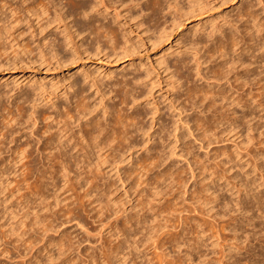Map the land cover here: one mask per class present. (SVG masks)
Returning <instances> with one entry per match:
<instances>
[{"label": "rangeland", "instance_id": "rangeland-1", "mask_svg": "<svg viewBox=\"0 0 264 264\" xmlns=\"http://www.w3.org/2000/svg\"><path fill=\"white\" fill-rule=\"evenodd\" d=\"M19 1L0 0V6L7 3V7L8 5L15 7ZM146 1L141 2L143 9L150 5V2L146 5ZM170 1L169 6L163 5V10L154 22L150 20L152 19L149 17L150 11H143L147 14L143 17L140 6H134V1L98 0L99 12L106 15L108 20L114 21L112 24L118 29L122 43H126L122 45L123 53L119 58L107 57L102 53L94 57L80 54L67 66L49 62H44L42 65L28 61L22 63L25 56L21 52L20 57L18 46L22 40L30 39L26 27L29 28L30 24L36 25L37 21L30 18L28 22L29 16L23 11L20 12L21 14L17 12L16 15L7 10V7L0 11V19L2 16L3 19L5 16L8 20L11 18L12 22H8L12 26L19 18L21 21L16 23L19 27L14 25L17 32L9 38V41L14 39L13 37L16 39V42L11 44L14 49L8 45L13 49L12 51H18L17 58L13 60L15 54L9 52L8 48L10 58L8 55L0 57V65L5 62L4 66H0V114L4 115L6 110H13V107L14 110L16 109V102L19 101L15 98H19L22 93L18 96L19 90L24 94L32 92L31 95L36 96H30L34 99L37 97L39 103L35 100L40 106L38 110L41 111H39L41 115L38 119V129H34L38 134L42 133L48 122H51V119L44 120L49 115L48 112L46 115V109L49 112L51 110L48 109L49 100L52 99L53 102L54 96H58L59 100L54 99V102L61 106L62 94L67 91L71 80L76 77L79 81L83 77L92 85L90 89L86 86L83 94L86 95V99H83L85 102L82 101L83 105L86 110L92 111L83 120L84 122L97 121L95 119L102 118L104 114L109 121L107 115L109 108L113 107L117 110V106L118 113H131L132 110L128 111L126 108L129 107H125V103L120 104V98L115 99L109 91L114 90L113 87L121 88L125 82L123 78L129 81L128 78L133 75H138L140 80L143 76V80L146 79L138 84L143 98L140 99L141 106L139 105L136 110L141 109V112L150 108L156 109L155 117L161 118L162 122L164 120V125L171 122L170 115H175L181 105L184 104L186 107L189 104L187 101L190 102L193 96L191 91L200 92L199 95L194 93L196 97L199 96L192 98L195 102L202 97L204 90L210 91L205 86V77L211 78L215 74L227 73L231 75L229 78L232 85L234 87L236 85L234 94L227 85H223L212 91L213 93L215 91L217 98L214 94L207 95L210 99L204 100L201 106L204 110L202 112H206L204 113L206 117L203 118L202 114L198 116L197 109L193 111L195 112L193 119L203 118L199 121L201 125L204 124L202 129L207 131L203 140L196 136V132H194L195 136H189L184 129H181L180 141L177 144L165 139L164 135L158 143L155 135V141L152 137L148 145L146 144V146L150 145L148 148H153V151L151 148L152 152L148 153L149 156L138 150L144 139L138 136L134 138L137 139V142L134 140L138 145L137 153L130 160L129 154L126 153L123 161L113 168L108 164L109 159H107L105 165L101 164L103 167L100 166V171H97L99 169L94 171L92 163L95 159H92L91 163L87 161V164H91L88 167L84 158L83 165L86 164L87 169H91L87 171L84 166L85 169L82 168L83 170L78 172L79 174L83 172V175H80L82 178L77 177V181L73 178L70 180L72 182L65 184V188L63 182L57 179V187L48 186L46 190L41 189L42 186H38L39 182L44 181L46 176L49 180V174L42 180V178L38 179L33 171L24 169L27 177L22 176L24 172L22 167V171L20 170V163H25L26 159L22 161L19 157L17 161H21L16 162L17 164L13 163L16 156L11 153L15 143H10L9 137L16 138L18 135L16 130L19 131L23 127L26 129L28 121L25 122L27 119L23 121V118H19L22 120H18L19 124L10 121V125L17 129L13 130V127L11 129L10 125H8L10 128H7L17 135L11 132L10 135H6L7 125L3 127L6 121L2 122L3 116L0 115V264H264V0H190L192 6L188 0H177L176 4ZM193 3L196 4L195 7ZM1 12H4L2 16ZM10 13L13 17H10ZM229 31L231 33L237 31L236 35L241 37L244 48L251 47L250 50L245 49L240 52L241 54L228 52L226 56L217 53L219 49L216 41L222 37L220 32L227 34ZM23 32H26L27 36H22ZM17 33L21 35L18 38ZM47 33L52 34L53 29H47ZM208 34L215 37H213L214 46L211 41L205 42L207 44L203 46ZM26 41L22 44L26 45ZM196 41L200 42V46L194 48L193 44L195 45ZM17 42L19 45L15 46ZM209 47L213 51L208 50ZM199 55L202 57L201 60L198 59ZM7 57L15 61V64H10L11 60H8L10 61L8 65ZM177 60L179 62L184 60L186 64L187 68H183L182 72L193 71L195 60L200 61L201 76L205 74L203 78L197 76L195 70L192 74L196 76L188 72L183 73L189 80L186 82L185 78L184 83L191 86L190 91L188 86L183 87L185 88H182L183 90L179 89V85L170 78V74L165 69L166 64L171 66ZM117 80H121L123 84ZM115 84L117 86H114ZM29 87L32 91L28 90ZM32 88L36 89L34 94L35 89ZM186 90H188L187 95ZM11 94L14 95L13 98L7 101L6 98L11 97ZM220 95H223V99H219ZM11 100L15 106H12ZM3 105L8 107L2 109ZM206 105L208 107L204 108ZM14 110L13 113L16 111ZM205 119L207 123L202 122V120L206 121ZM140 120L142 126L147 128L150 122L146 121L149 120L148 117L141 116ZM21 122L25 123L24 126ZM1 125L5 137L1 136ZM156 126L150 134L157 130L158 126ZM26 130L25 132H29L28 129ZM28 135L21 137L18 135L17 145L27 142L25 138ZM131 135L134 137L133 133ZM172 144L175 149L171 153ZM151 153L156 155L151 156ZM141 165L144 169H141ZM189 167L194 171L195 178L192 177ZM110 169L112 171L109 173ZM89 171L91 173H88ZM29 172H32L33 177L29 176ZM211 172L213 176L210 177ZM17 173H21L20 177L26 178V184L25 181L23 182L25 179H20L19 174L17 177ZM214 174L217 177H214ZM72 176L73 174L70 175ZM86 178L92 179L89 184ZM27 179L29 183L32 182L31 186ZM94 179L96 181H93ZM78 180L79 182L84 180L83 184ZM85 181L88 185L84 183ZM99 182L103 186L108 184L110 189L106 186L102 187ZM90 183L93 187L101 186L102 190L91 187ZM60 185L64 189L58 188ZM35 186L39 189L32 188ZM48 188H51L50 192ZM40 189L43 191L42 195L37 192L38 190L40 192ZM52 189L55 190L52 192ZM86 192L90 193L87 195ZM213 195H216L217 199L212 200ZM45 196H48L46 203ZM26 197L30 198L31 203L26 201L29 200ZM40 199L44 200L41 202L44 204L42 206ZM22 201L25 205L21 203ZM110 208L121 212L117 211L118 215H112L111 211L114 209L109 211ZM121 209L125 211L122 212ZM119 212L124 213L125 216L120 215ZM101 215L105 217H99ZM107 215L116 217L110 221H113L112 227H107L106 224L104 226L101 222L109 217ZM34 218L37 222L41 221L38 222L40 225L34 221L32 223ZM126 219H129L128 224Z\"/></svg>", "mask_w": 264, "mask_h": 264}, {"label": "bare ground", "instance_id": "bare-ground-1", "mask_svg": "<svg viewBox=\"0 0 264 264\" xmlns=\"http://www.w3.org/2000/svg\"><path fill=\"white\" fill-rule=\"evenodd\" d=\"M131 1L135 2L134 6H137V7L140 6V12L141 13H143V11H150L149 17L152 18L150 20H153L154 22L157 21V17L159 15V13L163 10V5H166V4L168 6L170 5L169 0H147L145 2L146 5H148L149 2H150V5H148L147 8L143 9L142 4H141V2L143 0H131ZM188 1H189L188 3L190 4V0H188ZM2 2H3V0H2ZM63 2H64V5H62ZM171 2L176 4L177 0H171L170 3ZM8 3H10V1H8ZM99 3L100 2H98V0H20L18 4H15L16 5L15 7L12 5H8V7H7L6 6L7 3L2 4L0 6V11H3V9L5 7H7V10L9 9L10 12L12 14H15V15L17 14V12L20 13L23 11L25 14H27L29 16V18L27 17L28 22L32 18H33V21L34 20L37 21L36 25L30 24L29 28L26 27L27 28L26 32L29 33V38H30L27 41L25 40L26 45L22 44L23 42H25L24 40H22L21 44H20L23 46H20L18 44V42H17V45H15V46L19 45L18 46L19 49H17V50L20 51V54H19L20 57H21V52H23V54L25 56V60L23 58H21V59H23L21 61L22 63L25 61L26 62L28 61L29 63H37L39 65H42V64H44V62L45 63L49 62V63H53V64H58L61 66H67L68 64L73 63L76 60V57L80 54H87L89 56L94 57V56L102 53L103 55H106L107 57H116V58H119L122 55V53H123L122 52V45H126V43L125 42L122 43L121 38H120V33H118L119 32L118 29H116V27L112 24L114 21L112 22V20H108L106 15L101 14L99 12V10L97 8ZM194 3H196V2H194ZM194 3H193V7H195L194 5H196ZM190 6H192V4H190ZM190 6H189V8H191ZM66 7H68L69 9L65 10ZM3 14H4V12H1V16ZM12 14L10 15V17L12 16ZM145 14H146V12H145ZM145 14L143 13L141 15L143 17H145L147 15V14L146 15ZM22 16H20V17H22ZM4 18L5 19H3V16H2V18L0 19V57L4 56V55H8L7 51L9 50V52H11L14 49V47H12L11 44H13L16 39H15V37H13L14 39H11V41H9V38H11L13 36V34L15 32H17V29L14 27V25H16V23L21 22L19 20L20 19L19 18L16 21V23H14L12 26L11 23H9V22H12V21H10L11 18L7 17L10 20L6 19V16ZM22 19L25 21L24 16ZM104 21H107V22H104ZM18 25L19 24H17L16 27ZM49 28L53 29V33L52 34L47 33L48 34L47 35L46 31ZM236 32L231 33L229 31V33H227V34H226V32H225V34H224V32L223 33L220 32L222 37L220 36V34H219V36L221 37V39L219 41L215 40L216 42H218V43H216V46L218 44V49H219V50H217V53L219 52L221 54V56H226L228 54V52H232L233 54L237 52V54L238 53L241 54L240 52L245 51V49H247L248 51L250 50L251 47L250 48L249 47L244 48V46H243L244 44H242L243 42L241 43L242 39H241V37H239V35H236ZM19 33H20V30H19ZM25 33L22 34V36L26 35ZM212 34H208V36H206L207 38L205 37V39H207V40L204 41L203 46H205L207 44V43L205 44V42H208V41H211L213 46L215 45V43L213 41L214 36ZM20 36L17 33V38ZM194 43L196 45L195 46L193 44L194 48L200 46V42L196 41ZM202 44H203V42H202ZM8 45H9V47H11L13 49L9 48ZM26 47L29 49L27 50ZM7 48H8V50H7ZM20 49H22V50H20ZM196 49H199V48H196ZM201 49H202V46H201ZM210 49L211 48L209 47L208 50H210ZM213 49H215V47ZM15 50H16V48H15ZM198 51H196V52H198ZM215 51H216V49H215ZM12 52H14V54H15V55H13V57L15 56L13 58V60H15V58H17L18 51H12ZM30 55L32 57H30ZM8 57H9V55H8ZM8 57H7V61L4 59L6 62H8V65H10L11 63L15 64V61L8 59ZM200 57L201 56L199 55L198 56L199 60L202 59V57L201 58ZM8 60H11V62ZM18 60H17V62H18ZM183 61L184 60L179 62V60H177L176 62L172 63L171 66H167V64H166L165 69L170 74V78L171 79L173 78L174 82L179 85V89H182L183 87L188 86L189 91H190V89H192V88H190L191 86L189 87V85L186 84L188 79L186 77H184V75L187 74L188 71L182 72L183 68L184 69L187 68L186 64ZM195 61H196L195 62L196 65H195L194 70L196 73L195 72L194 73L197 76L202 77L201 76L202 69H200V66H199L200 61H198V60H195ZM9 62H10V64H9ZM21 62L19 61V63H21ZM4 64H5V62H4ZM4 64H1L0 66L2 67V65L4 66ZM193 67L192 68L189 67V68L192 70ZM193 71H189L188 73L192 74ZM183 73H185V74L183 75ZM192 75H194V74H192ZM196 75H194V76H196ZM137 76L133 75L131 78H128L129 81L125 80L126 78H123V80L125 81L124 84L121 82V80H117L123 84L122 87L119 88L120 87L119 86L118 87L119 89H116V87H113V88H115L114 90L110 89L111 91H109V93L112 94L115 99H116V97H119L121 100L120 104L125 103L124 104V105H126L125 107H127V106L129 107L126 109L128 111L132 110V112L131 113L127 112L128 114H122V112L118 113V111H117L119 108L118 106H117L118 108L115 106L117 110H115V108H113V107L109 108V112L107 114L109 116V118H108L109 121H107V119L105 118V114L103 116H101L102 118H98L99 120L101 119L100 121L98 119H95L97 121H93V120H87L85 122L83 121L87 117V115L91 114V112H92V111L90 112V111L86 110L85 106L82 103L83 99L84 98L86 99V95L85 96L83 95L86 91L85 87L89 86L88 88L90 89L92 87V85H90L87 82V80L83 77H82V79L80 78L81 79L80 81H79L78 77H76V79H72L70 84L68 85L67 91L64 94H62V96H63V98L61 97L62 101L60 99V101L62 102L61 106H58L57 102H54V99L59 100L58 96H54L55 98L53 99V102H52V99L49 100V102H48L49 108L48 109H51V110L49 112L46 109V115H48L47 112L49 113V115L44 120L48 121V119H51V122H48L47 124L45 123L46 125L44 124L45 128L43 127L44 130L42 131L41 134H38V132H36L34 130L35 128L38 129L37 128L38 123H39L38 119L40 118L39 116L41 115V114L39 115L40 110H38V107H40V106H39V104L36 103V100H38V99H36L37 97L35 98L36 100L34 98H32V97H35L36 95L32 96L31 95L32 92H31V94H28V93L24 94L23 91L19 90L17 95L19 96L21 92L23 94L21 93V96H19V98L18 97L15 98L16 100L18 99V101H19V102H16V109H15L16 111L14 110L15 107H13V110L15 111L14 113H13L12 109L6 110L7 111L6 113H5V111L2 110L5 114L2 115L3 114L2 113L0 115L3 116V118H1V119H3L2 122L6 121V122H4L6 124L3 126L5 128V126L7 125L5 128L6 129L5 130L6 135L7 134L10 135L9 132H11V134H13L12 133L13 130L17 129V128L14 129L15 126L13 127L12 125H10L12 122L18 123L21 120V119L19 120V118H23V121H24V119H27L25 122L28 121L27 122L28 127L26 126V129H28L29 132H25L27 130L23 127L25 124L23 122H21V124L23 123V126H22L23 129L18 128L19 131L16 130V133L19 135V137H21L23 135L27 136L29 134L28 137L25 138V139H27V142H25V143L22 142L23 144L20 143L21 145H17L18 143H16V142L18 141V138H17L18 135L16 134L17 135L16 136L15 133L13 135H15L16 138H12L13 136L12 137L11 136L6 137L7 139H8V137L11 138L10 143H12V142L15 143V145H14L15 147H13L14 150L11 153L12 155L14 153V155L16 156V158H14L15 156L14 157L11 156L12 158H14L13 163L15 164L16 162H18L17 159L19 157H20L19 159H22V161H24L26 159L25 163L24 162L20 163L21 164L20 170L23 168V172H24V174L22 176L25 175L26 171L31 170L34 173H36V175L39 177L38 179L42 178V180H43V179H45L44 178L45 175L49 174L50 175L49 180H48V176H46L47 178L44 181L37 180V182L40 181L39 182L40 184H38L37 182H35V183H37L38 186L41 185L42 186V187H40L41 189L45 188V190H46L48 186L57 187V184H58L57 179H58L59 182L60 181L63 182V184H64L63 187L65 188V184L72 182L70 180H73V178L74 179L76 178V181H77V179L79 177H81L80 175H83V172H82V174H79L78 172L79 171L81 172V170L85 169V167L87 169V166H85V165L88 162H90V163L93 162L92 159L93 160L95 159V162H94L95 164L92 163V165H94V167H95V168L93 167L94 171L97 169H99L97 171H100V168L103 167L101 164L105 165V162L108 161L107 159H109V161H108L109 163L108 162L107 163L113 168L114 165L119 164L123 161L122 159L125 157L124 155L126 153L129 154L128 159L130 160L132 158V156L135 153H137L136 151H137L138 145L135 143V141L137 139H134V138H136V137L138 138V136L144 137L143 140L141 139L142 140L141 141L142 146L140 148H138V150L139 149L142 150L145 154L150 153L152 147L148 148V147H150V145L146 146V144L148 145V143L152 139V137H154L153 141H155V135H156V140L158 141V143H159V140H161V136L164 135L165 139L171 140V142L174 141L177 144L180 141L181 129H184L187 131L189 136H195L194 132H196V136L198 138H200L201 140H203L204 139L203 137L206 136L207 131L202 129V128H204V126H203L204 124L201 125L202 123H200L199 121L201 119H203L204 117H206L204 114L206 112H202L203 108H201V106L204 104L203 103L204 100L207 101V99H208L207 95L208 94H210V95L214 94L215 91H214V93L212 91L215 89H219L223 85H225V86L227 85L229 87L228 89L230 91L233 90V92H232L233 94L236 92V85H235V87H234V85H232L233 83H231V78H229L231 75L229 76V74H227V73L226 74L224 73V75L215 74L211 78L205 77V79H204L205 86L207 87V90L209 88L210 91L208 92V91L204 90L203 92H205V93L203 94V92H202V97H200V99H198V100L196 99L197 102L193 101V99H195L197 97L199 98V96H198L200 94L199 90L197 92L198 93L197 97L194 95L195 92L191 91V92H193V96H195V97L192 96L193 99L191 97H189V99L191 98V100H190L191 103L187 101V103H189V104L186 107L184 104L181 105L178 108L179 111L177 110L178 112L175 115H173V114H172L173 116L170 115V117H172L171 118L172 120L169 119V120H171V122L167 119L170 122V125H169V122H168V125H164L163 124V122H165L164 120L162 122L161 118L156 119V117H155L156 109L153 110L154 108L153 109L150 108L148 110H144L141 112H140L141 109L139 111L136 110V108L142 103L140 101V99L143 98L142 92H141V89L138 86V84H140L139 82L141 80H143V77H144L143 76L140 80V78H138ZM145 76L147 77L146 74H145ZM186 76H188V75H186ZM204 76H205V74H204ZM72 77L74 78V76H72ZM184 79L186 81L185 83H184ZM144 80H146V79L144 78ZM190 83H191V81H190ZM220 83L222 85H220ZM131 84H132V86H130ZM184 84H186V85H184ZM114 86H117V84H115ZM134 86H137V87H134ZM143 87H144V85H143ZM225 88L227 89V87H225ZM30 89H31V87L28 88V90H30ZM32 89L34 90L35 88H32ZM183 89H185V88H183ZM30 91H32V90H30ZM35 91H36V89L33 91V94ZM71 91H72V93H71ZM195 91H197V90H195ZM200 91H202V90H200ZM187 93H188V90H186V95H187ZM197 93H195V94H197ZM217 93L220 94L219 92H217ZM214 95H215V97L217 96L216 94H214ZM13 96L14 95H12L11 97L9 96V98H6L7 101L10 98L12 99ZM82 96H83V98H82ZM187 98L188 97L186 96V100H187ZM220 98L223 99V95H220L219 99ZM72 100H74V102ZM120 100H118V101H120ZM12 101L13 100H11L10 103L12 104V106H15V103L13 105ZM20 101H22V102H20ZM216 101H217V99H216ZM37 102L39 103V100ZM83 102H85V101H83ZM209 102H211V100ZM212 103H213V101H212ZM120 104H117V105H120ZM214 104H215V102H214ZM214 104H212V105H214ZM5 105H6V103H5ZM46 106H47V103H46ZM7 107H4V105H3L2 109L7 108ZM125 107H123V108H125ZM206 107H208V106L207 105L204 106V108H206ZM209 107L211 108V105H209ZM10 108H12V107H10ZM199 108H201V109H199ZM61 109H62V111H61ZM196 109H197L196 113L199 114L198 116H200L202 114L203 118L199 117L200 118L199 120L193 119V117L195 118V116H194L195 112H193V111H195ZM119 110H121V109H119ZM122 110L125 111V109H122ZM206 111H208V110H206ZM197 114H195V115H197ZM9 116H11L10 119L8 118ZM141 116H142V118L148 117L149 120H146V121H148V122L150 121V122L148 123L147 128L146 127L144 128V126H142V123L140 120ZM198 116H196V117L198 118ZM7 118L9 119V121H7ZM44 120H42V121H44ZM205 120L206 121L202 120V122L207 123V119H205ZM10 121H11V123H10ZM53 122H54V124H53ZM8 125L11 126V129L13 127L12 131H10V129H8V128H10V126L8 127ZM155 126L157 127V130H154L153 133L150 134V131L153 130V128ZM19 127H20V125H19ZM86 127H89V129H87ZM1 130H2L1 131L2 132L1 136H2L3 130H4V129H2V125H1ZM21 130H23V132H21ZM130 133L131 134L133 133L134 137ZM6 138H5V140H7ZM24 141H26V140H24ZM32 142H33V144L31 145ZM7 143H8V141H7ZM10 143H8V144H10ZM172 146H173V144H172ZM27 148H29V150L26 151ZM172 148H173V150H171V153H172V151L174 152L175 146H173ZM154 150H156V149L154 148ZM152 151H153V148H152ZM35 153H36V155H34ZM33 155L34 156L38 155V157H36L37 159ZM148 155L150 156V154H148ZM153 155H156V154H153ZM153 155L151 153V156H153ZM137 158H136V160H137ZM82 159L86 160L85 165H83V163L85 161H83ZM20 161L21 160H19V162ZM5 164H4V166H5ZM87 165L89 167L91 164H87ZM188 166H191V165H188ZM138 168L140 169V165ZM142 168L144 169V167H142V165H141V169ZM24 169H26V171H24ZM88 169L90 170L91 168H88ZM88 169H87V171H88ZM93 169H92V172H93ZM118 169H119V167L117 168L116 173H118ZM189 170H190L192 177H193L194 171L191 168ZM111 171L112 170L110 169L109 173ZM85 172H86V170L84 171V173ZM21 173H17V177H18V174L20 177ZM29 173H30L29 176H31L32 172H29ZM88 173H91V172L89 171ZM214 173H216V172H214ZM72 174H73V176L70 177V175H72ZM94 174H96V173L94 172ZM36 175L34 174L35 177H36ZM209 175L211 177V176H213V173L211 172ZM91 176H92V174H91ZM215 176L217 177V175L214 174V177ZM25 177H27V174L25 175ZM31 177H33V176H31ZM96 177H98V176H96ZM21 178L25 179V180H23V182L25 181L24 183L26 184V178L20 177V179ZM88 178H90V177L88 176ZM193 178H195V177H193ZM95 179H98V178H95ZM95 179L93 181H96ZM117 179L120 181L119 177ZM86 180H87V178H86ZM90 180H92V179L87 180L88 184H89ZM34 181H36V180H34ZM48 181H50V182H48ZM83 181L79 182V180H78L79 183H82ZM27 182H28V179H27ZM78 182H77V184H78ZM30 183H32V182H30ZM30 183H29V185L31 186ZM84 183H86V181ZM95 183H97V182H95ZM25 184H23V185H25ZM102 184H104V182ZM21 185H20V187H21ZM27 185H25V186H27ZM107 185L105 184L104 186H106V188L110 189L109 185L108 186ZM71 186H72V183H71ZM90 186L93 187L91 185V183H90ZM104 186L102 185V187H104ZM20 187H17V188H20ZM59 187H62V186L60 185V186H58V188ZM102 187L97 185V187H93V188H95L97 190H102ZM32 188L36 189L38 187L35 186ZM48 189L50 192L51 188H48ZM63 189H61V190H63ZM54 190L52 189V192ZM104 190L105 189L103 188V192H105ZM108 191H106V194H108ZM37 192L39 194H41V192L43 193L42 190L40 192L38 190ZM37 192H36V194H37ZM49 192H48V196H49ZM99 192H96V193L98 194ZM103 192H101V193H103ZM88 193H90V192H88ZM88 193H87V195H88ZM101 193H100V196H101ZM41 195H39V196H41ZM102 195H104V194H102ZM48 196H45V198H44L45 203L47 201L46 197H48ZM210 196H212V194ZM216 197H217L216 195L215 196L213 195L212 200L217 199ZM36 198H38V197L36 196ZM41 198H42V196H41ZM99 198H101V197H99ZM99 198H98V200H99ZM102 198H103V196H102ZM207 198H206V200H207ZM27 199H29V200H26V201L30 202V198H27ZM42 199H40V200H42ZM23 200H24V198H23ZM43 201L44 200L39 201V202L41 203ZM23 202L24 201H22L21 203H23ZM100 202H102V201H100ZM40 203H38V205ZM23 204L25 205V203H23ZM33 204H35V203H33ZM42 204L43 203H41L40 205L42 206ZM26 205H28V204H26ZM112 209H114V208H110L109 211ZM117 209H119V208H117ZM123 209H121V210H123ZM109 211H106V213ZM112 211H115V209ZM112 211H111V214L116 215L118 213L117 211H120V210H117L115 212H112ZM124 211L125 210H123L122 212H124ZM120 212H119V214H120ZM121 214L123 215L124 213H121ZM37 215L38 214H36V216ZM112 215L111 216L107 215L109 217H106V219L104 218L105 220L101 219V220L105 221V222L101 221L104 224V226L106 224V226L108 225L107 227H112L113 221L112 222H110V221H111V219H113L115 217L114 216L112 218ZM34 216H32V218ZM102 216H104V215H101L99 217H102ZM119 216H117V217H119ZM123 216H125V215H123ZM35 218H34V220L32 219V223H33V221L36 223L39 222V221L37 222L35 220ZM123 218H124L123 220L125 222V217H123ZM128 218H130V217H128ZM127 220H129V219H126V223L128 222ZM42 221H43V219H42ZM39 223H41V221ZM119 255H120V253H119ZM122 258H123V256H122Z\"/></svg>", "mask_w": 264, "mask_h": 264}]
</instances>
